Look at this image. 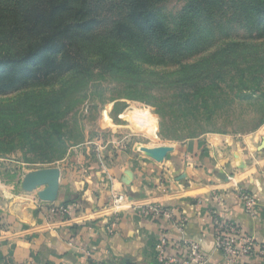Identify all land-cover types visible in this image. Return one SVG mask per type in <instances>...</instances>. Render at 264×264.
Masks as SVG:
<instances>
[{"label":"crops","instance_id":"obj_1","mask_svg":"<svg viewBox=\"0 0 264 264\" xmlns=\"http://www.w3.org/2000/svg\"><path fill=\"white\" fill-rule=\"evenodd\" d=\"M146 145L158 147L144 149L135 142L124 166L60 174L56 198L48 204L66 207L65 214L49 215L22 198L1 208L0 264H157L162 235L166 255L175 254L185 239L199 244L206 264H226L214 246L213 212L264 244L260 134ZM126 169L133 174L130 184L121 181ZM240 190L255 196L254 214L244 211ZM149 205L166 208L169 216H146ZM239 264L261 263L248 258Z\"/></svg>","mask_w":264,"mask_h":264},{"label":"rangeland","instance_id":"obj_2","mask_svg":"<svg viewBox=\"0 0 264 264\" xmlns=\"http://www.w3.org/2000/svg\"><path fill=\"white\" fill-rule=\"evenodd\" d=\"M185 2L163 0L155 11L173 26ZM246 27V22H230L224 31L215 29L200 52L179 63L155 68L130 52L120 78L96 74L69 92L76 83L69 75L54 81L52 87L0 96V209L19 198L38 208L56 207L38 198L45 186L22 188L27 173L56 167L60 174L68 170L72 175L99 166L121 167L130 162L135 142L150 150L158 146L148 143H179L208 135L260 134L264 140V34L248 41L252 36ZM64 95L79 102L67 116L61 158L56 159L50 147L27 150L20 144L24 125L30 128L32 140L38 137L32 129H40L25 122L35 121L31 115L37 106L31 103ZM9 139L15 140L7 143Z\"/></svg>","mask_w":264,"mask_h":264},{"label":"trees","instance_id":"obj_3","mask_svg":"<svg viewBox=\"0 0 264 264\" xmlns=\"http://www.w3.org/2000/svg\"><path fill=\"white\" fill-rule=\"evenodd\" d=\"M162 1L0 0V96L52 87L69 75L76 78L69 92L96 74L120 78L130 52L155 68L179 63L230 22H246L248 41L264 34V0H186L173 26L155 11ZM78 102L64 95L31 103L35 121L25 122L40 128L32 129L38 137L32 140L24 125L20 144L30 151L50 147L60 159L67 116Z\"/></svg>","mask_w":264,"mask_h":264},{"label":"built area","instance_id":"obj_4","mask_svg":"<svg viewBox=\"0 0 264 264\" xmlns=\"http://www.w3.org/2000/svg\"><path fill=\"white\" fill-rule=\"evenodd\" d=\"M237 198L246 213L254 214L256 198L253 194L240 190L237 192ZM118 200L119 198L115 199V202ZM47 212L49 215H60L67 213V208L64 206H51L47 209ZM143 213L155 219L169 216L168 210L160 205H149L143 209ZM211 214L214 225V246L223 256L226 264H239L240 259L248 258H256L261 264H264V244L257 242L251 235L244 233L238 225L219 219L214 212ZM178 225L179 227L183 226L182 223ZM167 243L166 236L162 235L156 246L157 264H206L207 258L200 250L197 242L181 240L176 246L177 252L173 255H166Z\"/></svg>","mask_w":264,"mask_h":264},{"label":"water","instance_id":"obj_5","mask_svg":"<svg viewBox=\"0 0 264 264\" xmlns=\"http://www.w3.org/2000/svg\"><path fill=\"white\" fill-rule=\"evenodd\" d=\"M158 152L162 153L163 150L159 149ZM59 176L60 171L56 167L32 171L25 175L22 182V188L26 191H30L38 186H45L38 191V198L42 201L52 202L56 198L58 192ZM132 179V172L129 169H126L121 179L122 183L130 184Z\"/></svg>","mask_w":264,"mask_h":264}]
</instances>
